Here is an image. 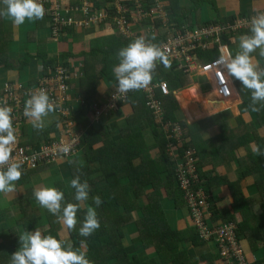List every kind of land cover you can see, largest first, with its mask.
<instances>
[{"label":"trees","instance_id":"16d2710c","mask_svg":"<svg viewBox=\"0 0 264 264\" xmlns=\"http://www.w3.org/2000/svg\"><path fill=\"white\" fill-rule=\"evenodd\" d=\"M155 1L148 0L147 7L145 5L146 13L152 12L156 6L153 3ZM162 1L169 4L167 9L173 11V16L169 17L170 23L177 26L170 28L168 34L160 35L158 31L165 27L163 21L160 19L154 22L143 21L139 23L141 31L144 30L143 34L137 35V37L143 35L146 40L159 46L172 35L175 36L194 12L192 9L185 10L186 7L182 5V1L185 0ZM186 1L195 9L198 3L203 4L207 0ZM124 2L129 6L133 5L132 0ZM96 8L100 9L101 5H96ZM185 12L187 17L182 14ZM221 23L228 22L218 21L216 24ZM147 29L155 31V35H150ZM78 30L75 25L59 27L60 35L67 38L74 36ZM250 34L248 29L238 35L237 51L239 37ZM134 39L123 37L116 32L106 38H94L88 53L76 56L71 51L53 59L44 57L45 70L57 65L59 60L84 57V74L78 79L79 89L84 95V104L82 109L72 111L71 120L73 133L82 132L79 153L86 159V163H80L78 158H72L66 163L71 173L69 179L56 181L54 175L50 178L52 186L64 192L62 207L68 202L77 203L74 199L75 190L71 192L68 189L71 179L76 176L80 177L82 183L87 181L89 184V198L81 203L77 212L76 228L69 231L58 221L56 215L38 204L34 197L35 189L28 185L40 180L36 174L54 169L56 164L22 170L19 183L21 182L24 187L23 191L17 182L16 190L19 194L12 197L10 203L6 200L8 196H0V264H10L11 255L21 247L19 235L25 231L33 232L37 227L41 231L47 227L43 230V235L51 234L57 239L71 242L74 248L88 246L87 251L83 250L91 264H205L203 261H209L210 258L202 259L204 255L200 256L191 247L199 248L206 243L214 242L202 237L193 218V227L185 230L172 228L165 211V201L168 200L173 201L178 210L185 208L176 163L189 151L197 152L194 158L199 169L204 170L201 174L200 187L207 190L210 199L218 204L216 192L226 186L229 187L234 199L232 209L216 207L211 200L214 218L217 219L218 216L220 220L219 223L217 221L213 223L218 226L230 224L237 226L235 230L237 238L248 264L247 250L248 253L254 254L264 247V155H255L252 151V146L256 145L264 152V102L256 105L259 111H252L251 91L244 88L240 81L235 79L243 103L237 107L235 115L229 110L190 125L183 112L179 114L181 108L178 98L173 94L164 100L166 117L163 124L147 106L146 94L141 89L131 91L128 100L119 105L118 111L112 109L108 122L101 123L100 127L93 124L92 107L101 105L103 100L102 79L114 74L112 69L119 63L118 51ZM252 55L260 67L264 68V58L259 56V49ZM160 69L163 72L161 77L169 82L173 91L183 90L192 84L187 74L176 72V67L165 68L162 64ZM225 78L233 87L229 75H225ZM214 85L219 87V79L214 78ZM5 94L4 86L0 87V95ZM232 95L230 99L221 97L222 101L227 105L237 104L239 102L237 93L232 91ZM122 109L129 111L126 118H123L125 115L122 114ZM246 114L250 115L249 121L244 118ZM118 118L123 120L116 129L112 123ZM169 122L181 123L185 130L183 141L175 135L172 143L168 139L166 124ZM30 123L27 119L24 130L26 134L32 133L30 141L32 145L50 142L54 131L63 128L57 122L56 128L44 131L35 129L32 125V128H29ZM65 123L66 120L61 122L64 126ZM171 144L178 148L174 156L171 154ZM225 168L227 173L221 172V169ZM231 172L234 174H230ZM43 175L49 177L45 173ZM246 181L252 183L248 189L253 186L259 191L257 197L259 200L252 193L245 194L243 183ZM96 196L102 200V204L96 208L100 228L89 237H81L79 229L87 208L95 207L93 197ZM256 208L260 210L256 211ZM237 214H240V217ZM63 228L66 229L68 237L61 235L60 230ZM127 234L132 237L127 238ZM81 241H84L83 245ZM216 250L218 254L214 255V259H221L224 262L221 251L218 247ZM254 264H264V258L256 259Z\"/></svg>","mask_w":264,"mask_h":264},{"label":"built area","instance_id":"2783aa9c","mask_svg":"<svg viewBox=\"0 0 264 264\" xmlns=\"http://www.w3.org/2000/svg\"><path fill=\"white\" fill-rule=\"evenodd\" d=\"M111 1L114 3L113 6L117 5V3L119 5L113 9L107 7L106 10L99 11V15H95L88 21L86 28L100 27L106 24L109 33L118 32L123 37L136 38L138 33H135L134 29L137 28V25L140 26L139 23L149 20L154 22L156 20V14L154 12L146 13L142 0H132L133 5L131 6L126 4L124 2L125 0ZM43 4H50V1L47 0ZM50 12H53L50 17V23L54 37L57 38L60 36L59 27L75 25L68 22L65 16H62L60 20L57 19L54 15L56 11ZM71 12H73L72 16H74V9L69 10V18L72 17ZM251 18L240 17L226 24L221 23L207 26H196L185 23L182 29L178 30L179 33L178 31L176 32L178 34L175 33V36L172 35L171 38L163 41L160 46H166L171 66L176 67L177 73L187 74L190 78L204 77L207 79V83L210 84V75H214L215 79H219L216 75V68H213L214 61L224 51L232 54L231 47L238 44V35L250 29ZM75 27L79 28L76 25ZM147 31H149L150 35H155V31H150L149 29ZM139 33L142 32L139 31ZM161 65V63L157 62L152 82L147 88L142 90L146 94L147 106L151 112L154 113L161 123L165 124L166 106L164 100L173 94L177 97L179 91H173L169 82L161 77L163 73L160 69ZM219 70L224 75H228L226 69L223 67ZM46 71L48 72L46 73L44 71L37 80V87H26L20 84L17 90H15L12 85L5 84L4 89L6 94L0 95V105H3L6 101L7 106L13 109V126L16 130L17 141L12 156L16 161L21 163L22 170L39 169L46 165L57 164L79 153L82 132L81 134L73 133V122L71 118L67 121L69 117L68 113L65 114L63 112L66 120L65 126L62 129L55 130L51 141L48 143L39 142L32 145L30 144L32 136H26L24 133V126L28 119L24 116V105L27 99L30 98L31 93L38 89L42 88L47 90L51 101L57 106L65 105L67 111L72 112V109L68 107L69 101L71 100L69 83L74 78L82 77L83 74H80L76 68L70 66V61L68 60L59 62L55 69L48 67ZM230 79L233 86L231 87L227 83L230 92L225 93L219 91L223 87L219 82L217 89H215L214 85H211L215 94L224 99L232 98V91L237 93L238 88L235 83V78L230 77ZM130 92L122 95L116 92L115 87L111 95L109 94L108 98H104L101 105L92 107L93 112L96 113L97 121H100L101 116L109 114L112 109L118 111L119 105L128 100ZM187 122L190 124L189 121ZM166 133L172 143L173 135L177 136L180 141H183L185 130L181 123L169 122L166 124ZM24 138L26 139L22 142ZM64 147L69 148L67 154L62 151ZM170 150H172L171 154L174 156L178 148L171 144ZM195 154H197L196 151H189L185 157L178 159L176 163L179 185L183 191L190 214L200 230L202 237L207 241L214 242L221 251L224 264H248L243 248L237 238L235 231L237 226L235 224L218 226V224L213 223V221L215 222L213 202H211L207 190L200 187L201 174L204 173V170L199 169L194 158Z\"/></svg>","mask_w":264,"mask_h":264},{"label":"clouds","instance_id":"9594fccd","mask_svg":"<svg viewBox=\"0 0 264 264\" xmlns=\"http://www.w3.org/2000/svg\"><path fill=\"white\" fill-rule=\"evenodd\" d=\"M0 4L3 5L0 8V17H7L16 26L23 25L26 20H41L45 15L42 0H0ZM64 7L62 5L63 9ZM250 25L251 34L239 37V50L235 55L228 51L222 52L214 61L213 68H216V75L223 86L219 91L230 92L225 75L219 70L223 67L230 77H234L244 88L251 91L250 107L252 111H259L256 105L264 102V68L260 67L252 54L259 49V56L264 58V13L253 16ZM89 29L87 27L86 31ZM52 37L56 38L53 35ZM60 37L61 35L57 38ZM117 55L119 63L113 67L112 71L116 84L118 82L116 92L122 95L129 91L147 88L152 82L157 62L163 64L165 68L171 67L166 46L161 47L146 40L143 35L121 48ZM240 101L242 104L243 100ZM57 107L50 100L47 90L41 88L31 93L30 98L27 99L24 105V116L29 119L33 128L42 130L45 127V118L55 112ZM68 107L72 111L75 110L70 104ZM12 112V107L7 106L6 101L0 105V193L3 194L14 192L15 182L22 176V165L12 156L17 141ZM62 151L67 154L69 148L64 147ZM252 151L255 155H264L259 146L253 145ZM70 186L75 190L74 199L77 203L68 202L63 207V191L50 186L38 187L34 190V197L38 204L46 208L49 213L56 215L58 221L69 231L76 228L77 212L81 203L89 198L87 181L82 183L80 177L76 176L71 179ZM93 201L95 207L87 208L79 229L81 237H89L100 228L96 208L102 204V200L96 196L93 197ZM19 240L21 247L11 255L10 264H91L82 248H74L71 242L57 239L51 234L43 235L38 227L33 232L25 231L19 235ZM81 244L83 245L84 241H81Z\"/></svg>","mask_w":264,"mask_h":264},{"label":"crops","instance_id":"0c3cea01","mask_svg":"<svg viewBox=\"0 0 264 264\" xmlns=\"http://www.w3.org/2000/svg\"><path fill=\"white\" fill-rule=\"evenodd\" d=\"M47 0H42V3ZM110 1V0H108ZM186 1V0H185ZM107 0H92V3L94 4L95 8L96 5H101V9L105 7ZM142 3L144 4V7L146 4H148V0H142ZM156 6L153 8L152 12L156 14V20L160 19L164 22L165 27H161L158 31L160 35L168 34L170 31V28L177 26L175 23L171 24L170 16H173V11L167 9L168 3L162 0H156L153 2ZM188 3V2H187ZM189 7L185 6V10H193L195 15L190 14L189 19L186 20L185 23H189L191 25H196V21H198L199 26H203L204 24H199L200 19L205 16V14L208 13V9H210L211 16L209 17L210 21H213L211 23H217L218 21H225V22H231L235 18L240 17H253L260 13H264V0H207L203 4L198 3L196 8L193 9L191 6V3H188ZM183 5V4H182ZM45 8V15L44 18L41 20H34V21H25L23 25L16 26L14 25L10 19L7 17H0V87L4 86L5 84L12 85L15 90H17V87L21 84L24 85L20 80H24L25 78H36L34 82H32L33 85L26 86V87H37V80L41 76V74L44 73L45 70V59H53L56 57H59L60 54L64 52H73L74 55L78 56L82 53H88L90 49H87L88 38L94 35L95 31L93 29L82 31L78 30L75 31L74 36H71L67 38L61 35L60 38H53L52 37V25H48L50 23V11H56V8L52 7L53 4L50 2V4H43ZM3 5L0 4V8H2ZM147 7V5H146ZM208 8V9H207ZM98 9V8H96ZM98 9V10H101ZM48 11V14H47ZM257 13V14H256ZM185 17H187V13H182ZM239 16H235V15ZM155 20V21H156ZM184 23V24H185ZM210 23V24H211ZM147 31V30H146ZM135 33L139 34L138 27L134 29ZM143 34V31H142ZM145 34V33H144ZM97 37L98 34H97ZM76 39V42H73L72 39ZM87 42V44H85ZM46 58L44 59V57ZM63 61V60H59ZM70 66H73L76 68V70L80 74H84V57H71L69 58ZM53 69L56 68V65L52 67ZM48 71H46L47 73ZM35 77H31V76ZM83 76V75H82ZM210 75V78L212 81V78L214 79V76ZM78 79L74 78L70 81V90L69 94L71 96V100L69 101V104L73 106L75 110H80L83 108L84 104V95L81 94V91L78 86ZM192 84L197 85L198 83L192 82ZM209 84V83H208ZM102 85L105 86V89H101L102 95L104 98H108V95L110 92L116 87V79L114 77V74L105 76L102 79ZM196 87V88H194ZM186 89V88H185ZM183 90L180 94V101L183 105V108L185 110L184 114L186 116V119L190 121V123H197L201 120H204L208 117H211L213 115L226 112V111H233L235 115V109H232L235 107V105H228L224 102H220L218 100H215L212 98L210 94H208V91H212V87L210 89H206L204 91V88L197 87L191 85L186 90ZM240 103L242 98V95L240 94L239 90L237 92ZM178 97V96H177ZM179 98V97H178ZM237 103V104H238ZM221 106V107H220ZM58 111H62L61 113ZM221 111V112H220ZM63 109L60 107L56 108V112H53L52 114H49L45 121H51L52 120V126L49 128H54L55 123L59 122V114L63 116ZM56 113V114H55ZM120 114V113H119ZM53 115H56V118H53ZM127 111L125 113V116L123 118H126ZM118 117H121L118 115ZM123 118H118V120H115L112 125L118 129L119 125L121 124ZM109 119H107L106 122H108ZM187 121V120H186ZM189 124V123H188ZM190 124V125H193ZM56 128V127H55ZM48 129V130H49ZM44 130V128L42 129ZM218 130V129H217ZM220 132V130H218ZM26 136H32V133L25 132ZM79 159L80 163H86V159L81 156L80 153L76 154L74 158ZM222 168V167H221ZM60 173H59V170ZM203 170V169H202ZM227 173L226 168L221 169V172ZM231 172L230 174H232ZM234 174V173H233ZM71 177V173L67 167L66 160H62L56 164V178L55 180L58 181L60 179H69ZM38 178L40 180L36 182L33 185V189H36L38 187H44V186H50L53 187L52 179L50 177H47L43 174L39 175ZM66 179V180H67ZM47 180L49 183H47ZM55 181V182H56ZM252 183L251 181H246L243 183L245 186V194L248 195L251 191L254 197L259 200L258 197V190L251 186L250 189L247 187L250 186ZM69 191H72V188L69 184ZM260 194V193H259ZM184 196V194H183ZM214 196V195H213ZM216 198H219V203L214 204L217 206H220L224 209H232L234 199L231 195V191L229 187H223L219 189L216 192L215 195ZM185 208L182 210L176 209L175 203L173 201H165V211L167 213V217L169 219V223L172 228L175 229H181L185 230L188 226L185 224V221H187L188 218H190V221L192 225L194 226V222L192 220L190 211L187 207L185 197H183ZM12 203V202H11ZM219 207L217 208V210ZM171 210L174 221L171 222L168 211ZM47 212V210H46ZM220 214V213H219ZM240 217V214H237ZM237 216V217H238ZM217 223L220 222L218 220V216L216 219ZM222 222V221H221ZM47 227H44L43 230H46ZM42 230V232H43ZM194 248L197 252V254L204 255V258H210L209 261H203L205 264H223L222 260H215L214 255H217L216 246L214 244H208L206 243L204 246L195 248L194 246L191 247ZM247 250V249H246ZM247 257L249 264H254L256 259H262L264 258V247H262L257 252L248 253L247 250ZM200 258V257H199Z\"/></svg>","mask_w":264,"mask_h":264},{"label":"rangeland","instance_id":"374dc122","mask_svg":"<svg viewBox=\"0 0 264 264\" xmlns=\"http://www.w3.org/2000/svg\"><path fill=\"white\" fill-rule=\"evenodd\" d=\"M52 4H53V6L52 7H54V8H56V12H54V15H55V17L57 18V19H61V17L62 16H65V18L68 20V22H70V23H72V24H75L77 27H79L82 31H86V26H87V23H88V21L91 19V18H93L95 15H99L100 14V12L99 11H101L102 9H106L107 7H111V9H113V8H115L116 6H118L119 5V3H117V5H115V6H113L114 5V3L112 2V1H108L107 0V2H106V4H105V7H103L101 10H98V9H96L95 8V6H94V4L92 3V0H49ZM117 1H119V0H117ZM182 4H183V6H187V7H189V4L187 3V1H182ZM62 5H64L65 7H64V9H66V10H64V9H62L61 8V6ZM192 6V5H191ZM68 8V9H67ZM70 9H74V16H72L71 18H69L68 17V13H69V10ZM208 9V8H207ZM211 10L210 9H208V13L207 14H205V16L203 17V18H201L200 19V23L199 24H210L211 22H213V21H210V20H207V19H210L209 17L211 16ZM52 13L53 12H50V17H51V15H52ZM47 14H48V11H47ZM196 13H194L193 12V15H195ZM257 14V13H256ZM240 15V14H239ZM239 15H235V16H239ZM196 23V26L198 25L197 23H198V21H196L195 22ZM48 25L50 26L51 25V23H48ZM137 27H138V29H139V31L140 32H142V31H144V30H142L141 31V26H139V25H137ZM90 29H93L94 31H95V33H94V35L93 36H91L90 38H88V43H89V45H87V49L89 50H91V41L94 39V38H106V37H108V36H111L112 35V33H109L108 32V29H107V26H106V24H103V25H101L100 27H89ZM89 29V30H90ZM97 34H98V36L99 37H97ZM72 41L73 42H76V39H72ZM85 44H87V42H85ZM231 51H232V55H235V53L237 52V46H232L231 47ZM207 56V55H206ZM262 68V67H261ZM31 76V75H30ZM212 76H214V75H212ZM211 76V77H212ZM31 77H35V76H31ZM36 78H25L24 80H20V82H22L24 85H26V86H31V85H33L32 84V82H34V80H35ZM191 79V81L192 82H194V83H198L197 85H193V86H197V87H201L202 86V88H204V91L206 90V89H210L211 88V85H214V79L212 78V81L210 82V84H208L207 83V79L206 78H204V77H202V78H197V77H194V78H190ZM37 82V81H36ZM191 86V85H190ZM190 86H188V88L190 87ZM214 87H215V89H217V86H215L214 85ZM105 89V86H103L102 85V89ZM194 88H196V87H194ZM187 89V88H186ZM185 89V90H186ZM184 90V89H183ZM183 90H180V92H178V102H179V105H180V110L178 111L179 112V114H182V112L184 111L185 112V110H184V108H183V105H182V103H181V101H180V94H181V92L183 91ZM111 93L112 92H110V95H111ZM208 94H210L211 96H212V98L213 99H215V100H218V101H220V102H223L222 100V98L219 96V95H217V94H215V92H214V90H212V91H208ZM241 104V103H240ZM239 103H238V105L237 104H235V107L234 108H232V109H235L234 111H235V114H237V110H238V106L240 105ZM228 106V105H227ZM237 106V107H236ZM58 107H60V108H62L63 109V111L65 112V114H69V117L67 118V119H69V118H71L72 117V113H71V111L70 112H68L67 111V109L65 108V105L63 106H58ZM67 107V106H66ZM221 107V106H220ZM126 111H128V109L127 110H124V109H122V114H124L125 115V113H126ZM55 112H56V110H55ZM58 112H62V111H58ZM129 112V111H128ZM184 112H183V115H184V118L186 119V116H185V114H184ZM221 112V111H220ZM233 112V111H232ZM50 114H52V113H50ZM56 114V113H55ZM63 114V113H62ZM92 114H93V116H94V121H93V124L95 125V126H97V127H100V124L101 123H106V120L108 119V117H109V114H106V115H103V116H101L100 117V121H97V119H96V113L95 112H92ZM127 115H128V113H127ZM59 116H60V118H59V126L60 127H64V124H61V122L62 121H65V118L64 117H62L60 114H59ZM63 116H64V114H63ZM249 117H250V115L249 114H246L245 115V120H247V121H249ZM53 118H56V115H53ZM187 121H188V119H186ZM190 122V121H189ZM56 124V123H55ZM190 124H193V123H190ZM31 123H30V125H29V128H32L31 127ZM53 124H52V120L50 121H45V127H44V131H47L51 126H52ZM213 131V130H212ZM208 137H209V134L207 135ZM25 139L26 138H24L23 140H22V142H24L25 141ZM15 146H16V144H15ZM15 146H14V148H15ZM14 150V149H13ZM78 158V157H77ZM72 158H70V159H67L66 160V163H68L70 160H71ZM76 159V158H75ZM75 162V161H74ZM59 170V169H58ZM43 173H45V174H47L49 177H52V175H54V179L56 178V165H55V167H54V169H50V170H48L47 172H40L39 174H36V176L38 177L39 175H41V174H43ZM59 173H60V170H59ZM24 176V175H23ZM67 179V178H66ZM39 180H37V181H35V182H32V183H28V185H31V187H33V185L36 183V182H38ZM17 182H18V184H19V188L23 191V186L21 185V182L19 183V180L18 181H16L15 182V191L14 192H12V193H8V194H3V193H0V196L1 195H6V196H8V198L6 199V200H8V202L10 203V201L12 200V197H14V196H17L18 194H19V192L16 190V184H17ZM47 183H49V181L47 180ZM74 191V189L72 188V191L71 192H73ZM252 192L250 191L249 192V194H251ZM260 209L259 208H256V211H259ZM168 211V215H169V218H170V220H171V222H173L175 219H174V216H173V214H172V212H171V210H167ZM185 224H187L188 226H190V227H193V225H192V223H191V221H190V218H188L187 219V221H185ZM60 232H61V235L62 236H67L68 237V235H67V231H66V229L65 228H63V230L61 231L60 230ZM132 236L131 235H128L127 234V238H131ZM214 245L216 246V244L214 243ZM82 249H84L85 251H87L88 250V246H84V247H82ZM223 264H224V262H223Z\"/></svg>","mask_w":264,"mask_h":264}]
</instances>
